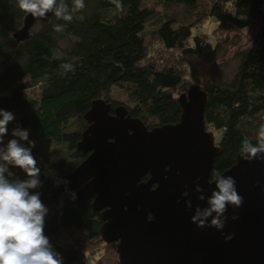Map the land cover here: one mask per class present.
Listing matches in <instances>:
<instances>
[{"label": "trees", "instance_id": "16d2710c", "mask_svg": "<svg viewBox=\"0 0 264 264\" xmlns=\"http://www.w3.org/2000/svg\"><path fill=\"white\" fill-rule=\"evenodd\" d=\"M121 2L123 10L117 11L110 1L84 0L85 8L73 13L71 22L52 15L49 22L36 23L27 40L17 43L12 34L27 14L19 10L17 0H0V109L16 118L7 126L0 150H6L13 138L24 147L35 141L32 154L41 169L42 186L30 192L40 193L48 208L44 234L63 264H119L115 244H105L99 237L102 221L92 211L91 201L77 203L47 189L85 159L76 144L93 100L103 99L115 107L121 103L113 101L111 93L118 88L131 105L126 106L128 114L148 128L176 124L181 115L176 92L189 81L199 83L201 60L222 52L220 59L227 60L238 44V32L259 21L261 30L236 54L231 79L217 81L212 66L201 89L206 93L205 127L222 135L215 143L221 153L213 170L221 175L233 166L245 138L252 146L260 143L264 0H162L166 10L157 17L153 7L141 8L142 0ZM65 3L71 12L73 0ZM209 20L217 24L214 42L208 35L193 34ZM148 22L155 26L146 34ZM57 24L65 25L64 31H54ZM226 60L214 66L225 65ZM64 64L72 69H62ZM17 126L28 130V141L11 136ZM4 175L10 182L28 179L21 170Z\"/></svg>", "mask_w": 264, "mask_h": 264}, {"label": "water", "instance_id": "95a60500", "mask_svg": "<svg viewBox=\"0 0 264 264\" xmlns=\"http://www.w3.org/2000/svg\"><path fill=\"white\" fill-rule=\"evenodd\" d=\"M52 15L27 14L12 38L27 40L35 24ZM177 102L178 123L148 128L126 105L93 100L76 144L85 159L47 189L61 198L75 193L77 203L91 201L102 221L99 237L115 244L119 264H264V153L247 162L239 152L220 175L232 177L243 198L240 208L228 207L224 228L197 227V208L207 209L218 191L210 176L221 149L204 124L201 86L190 85Z\"/></svg>", "mask_w": 264, "mask_h": 264}, {"label": "clouds", "instance_id": "9594fccd", "mask_svg": "<svg viewBox=\"0 0 264 264\" xmlns=\"http://www.w3.org/2000/svg\"><path fill=\"white\" fill-rule=\"evenodd\" d=\"M110 3L116 5L117 11L123 10L121 0H110ZM17 5L20 11L30 14L33 18L45 19L48 13H52L57 19L66 22L72 21L73 13L85 8L84 0H73L71 12L65 0H60L59 3L57 0H17ZM64 29L65 25H54L56 32H62ZM61 68L70 70L72 65L64 64ZM0 117V144H3L4 137L8 135L7 126L16 118L12 112L3 109H0ZM11 136L28 141L29 133L27 129L22 131L17 126L12 130ZM259 139L258 146H252L247 138L243 140L240 151L246 154L242 157L245 161L260 159L258 154L264 153V124L260 126ZM29 144V147H24L13 138L8 141L6 150H0V161H3L0 164V264H63L61 255L54 251L49 238L44 234L48 208L42 202L40 193L30 192L42 185L39 179L41 169L32 154L35 141ZM8 166L20 169L28 179L10 182L4 175ZM211 175L218 191L212 193L207 209L201 212L197 208L192 223L199 228L214 227L222 230L225 225L224 214L228 207L240 208L243 198L238 194L236 182L232 177L221 179L216 170H213ZM63 183L67 185L69 181ZM75 198L73 193L72 199ZM200 199L203 200L204 197L201 196ZM209 217H212L211 223L206 224L205 221Z\"/></svg>", "mask_w": 264, "mask_h": 264}, {"label": "rangeland", "instance_id": "374dc122", "mask_svg": "<svg viewBox=\"0 0 264 264\" xmlns=\"http://www.w3.org/2000/svg\"><path fill=\"white\" fill-rule=\"evenodd\" d=\"M143 7H149V8L153 7L154 8V15H153L154 17H157L159 14L163 13L166 10L165 3L162 2V0H142L141 8H143ZM154 26L155 25L153 24V22H148L147 25L145 26L146 27L145 33L147 34L148 32L152 31L154 29ZM200 26L198 28L194 29L193 34L206 35V36L208 35L209 37H211L210 41L214 42V39H216V37L213 35V33L217 29L216 22L209 20ZM37 27L38 26H35L34 29H37ZM259 30H261L260 22L256 21V22H251L248 27L246 26L240 32H238V37L236 39L238 44L235 47L230 49V51L228 53L227 60H226V57H224L223 59H220L222 57L223 52L221 54H219L218 56L210 57L209 60H206L205 58H203L201 60V64L197 67V77L199 80V83H197V85H199V86L202 85V83L205 79V76H206L207 69L211 68L212 66H213L212 67L213 69H212L211 73H212L213 78L218 79L217 81H225V82L230 80L231 77L236 72V65H237V61H238L235 58L236 54L239 51L245 50L247 48V46L251 43L253 36ZM62 47H64V45H62ZM225 60H226L225 65H221L219 67L214 66V65L221 63ZM188 75H189V73L187 72V77H188ZM190 85H194V84H191L190 81L187 82L183 87H181L176 92V96H178L181 93L186 92L187 88ZM111 95H112L113 101H116V102L121 103V104L126 105V106H131L130 104L126 103V97H125L124 93H122V91H120L118 88H113ZM208 131L214 132L211 127H209ZM221 136L222 135L220 132H217V133L214 132L215 143L219 142V140L221 139ZM19 170L20 169L10 167V168H8V171L6 173H15Z\"/></svg>", "mask_w": 264, "mask_h": 264}, {"label": "flooded vegetation", "instance_id": "af4514ba", "mask_svg": "<svg viewBox=\"0 0 264 264\" xmlns=\"http://www.w3.org/2000/svg\"><path fill=\"white\" fill-rule=\"evenodd\" d=\"M112 108H114V107H112Z\"/></svg>", "mask_w": 264, "mask_h": 264}]
</instances>
